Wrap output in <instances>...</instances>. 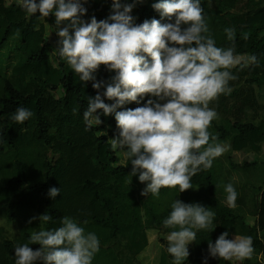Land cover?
Instances as JSON below:
<instances>
[{"label":"trees","instance_id":"16d2710c","mask_svg":"<svg viewBox=\"0 0 264 264\" xmlns=\"http://www.w3.org/2000/svg\"><path fill=\"white\" fill-rule=\"evenodd\" d=\"M156 2L137 3L131 13L134 22L153 18L168 22L152 7ZM84 7L86 21L93 16L105 20L112 14V0H88ZM201 7L216 46L234 47L238 55L258 59V66L241 62L232 69L237 79L229 82L230 93L210 104L218 118L209 129L231 153L258 154L252 160L245 157L241 164L233 163L230 155L225 157L239 175L242 190L251 196L253 221L218 206L213 166L192 177L193 189L180 193L178 187L162 188L158 197L142 196L146 185L138 175L129 174L132 166L126 149L112 150L107 142L119 132L115 114L105 116L97 110L102 123L86 130L83 112L88 97L97 95V90L92 81H80L66 60L53 52L57 41L53 45L49 38L56 33L54 15L40 18L37 12L30 16L17 0H0V217L5 220L0 225V264H15L18 244L28 243L33 230L60 227L64 216L98 236L100 247L92 264H138L149 244L147 231L169 235L175 230L165 228L163 220L173 201L181 197L185 203H200L215 213L212 226L197 231L184 264H203L205 257L210 264H231L208 254L209 241L215 243L218 238L212 229L219 219L231 224L232 236L253 239L254 253L241 264H264V155L259 158L264 145V0H201ZM229 27L235 30L234 41L224 31ZM95 75L97 80L110 82L115 72L101 65ZM54 93L56 107L48 113L42 99ZM151 98L146 95L139 104L127 102L117 111L143 106ZM103 99L107 104L115 102ZM18 107L33 113L23 124L11 119ZM238 108L242 114L236 120ZM56 128L64 131L63 140H53ZM51 187L60 189L54 199L48 196ZM169 194L174 196L172 203L163 204ZM247 199L237 204L242 208ZM45 213L52 220L28 223ZM29 246L39 248L38 244ZM158 264H173V258L162 250Z\"/></svg>","mask_w":264,"mask_h":264},{"label":"clouds","instance_id":"9594fccd","mask_svg":"<svg viewBox=\"0 0 264 264\" xmlns=\"http://www.w3.org/2000/svg\"><path fill=\"white\" fill-rule=\"evenodd\" d=\"M88 0H17L30 16L55 17L59 37L54 53L66 60L80 81H92L97 95L88 97L83 112L86 130L102 123L97 110L105 116L115 114L118 135L107 142L112 150L126 149L131 159V176L146 187L142 196L158 197L162 188H179L180 193L193 189L192 177L210 169L213 161L227 151L218 136L209 129L218 118L210 104L220 95L231 92L229 82L237 79L232 69L241 64L234 47H218L213 38L201 0H158L152 7L160 13L155 18L134 22L131 15L143 0H112V14L105 20H84ZM229 41L235 30L225 28ZM247 63L257 65L255 55ZM103 65L115 72L110 82L97 80L95 73ZM103 88L101 93L99 90ZM143 106L117 111L127 102ZM104 97L114 100L104 102ZM74 113L76 109L73 110ZM33 113L18 107L11 119L23 124ZM227 203L235 207L238 193L232 183L225 186ZM60 189L51 187L48 196L55 198ZM215 218L210 207L175 199L165 228L175 229L167 237V252L173 264H184L190 255L189 244L199 230L209 229ZM48 222L45 213L32 217ZM61 226L33 230L29 242L15 247V264H92L100 241L95 232H86L76 220L64 216ZM223 232L209 241L208 254L224 261L251 259L254 253L251 236ZM38 244L33 249L29 245ZM203 264H208L205 257Z\"/></svg>","mask_w":264,"mask_h":264},{"label":"rangeland","instance_id":"374dc122","mask_svg":"<svg viewBox=\"0 0 264 264\" xmlns=\"http://www.w3.org/2000/svg\"><path fill=\"white\" fill-rule=\"evenodd\" d=\"M55 33V32H53ZM55 34H52L49 38V42L51 44L54 45V42L58 41V36L55 37ZM242 50V49H241ZM239 56L241 57V62H247L248 57L247 55H243V54H239ZM55 101H56V94H48L46 95L43 99H42V108L44 111L48 112V113H52L56 107L55 105ZM241 109L238 108L236 111V115H235V119L239 120L241 117ZM56 139H64V131L61 128H56L54 130L53 133V140ZM227 147V151L217 157L214 161H213V175L214 178L216 180V188L218 190L217 193H215V198L217 200L218 206L223 207V208H227L230 210H235L237 211V213L242 214L243 216L247 217V220L249 222L253 221V217H252V208L249 205H252V200H251V196H248L247 194H249L246 191L242 190V187L239 185V183L241 184L242 182L239 181V175H237L235 172H233V170L230 168L228 160L225 159V157H228L230 155L231 157V161H233V163L235 164H241L242 162L245 161V157H247L249 160H252L253 158H255L258 154H243V153H239V152H234L231 153L228 145L224 144ZM264 155V145H263V150H262V154H260L259 158L260 160H262L261 158H263ZM262 156V157H261ZM228 183H232L235 190L238 193V197L237 200L235 202V207H231L228 205L227 203V193L225 192V186ZM244 184V183H243ZM242 185V184H241ZM173 195L169 194V196L164 197V203H172V199H173ZM178 197H180L178 195ZM246 200L247 199V205H245L244 207H240V205L237 204V201L240 199ZM182 200V197H181ZM239 208V209H238ZM5 222L3 217H0V225H3ZM5 225V224H4ZM230 223L228 221H224L219 219L216 224L214 225L212 231H216L217 232V236L221 235L223 232L227 231L229 233V229H230ZM9 232L13 231V227L10 225V227H8ZM147 236H148V241L149 244L147 246V248L145 249V251L140 255L139 257V262L138 264H158L159 262V256L162 250H165L167 252V246H168V241H167V237L168 235H164V234H159L156 233L155 231L149 230L147 231ZM229 239L234 238V236H232L229 233ZM190 245L189 244V250H190ZM168 253V252H167ZM169 254V253H168ZM186 264H191V262L189 261ZM210 264V263H208ZM231 264H241L240 261H235L233 260L231 262Z\"/></svg>","mask_w":264,"mask_h":264}]
</instances>
